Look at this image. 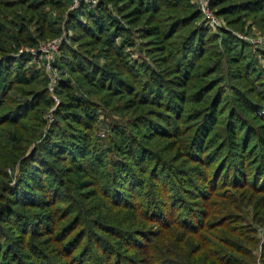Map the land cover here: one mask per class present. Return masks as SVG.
<instances>
[{"label":"trees","instance_id":"obj_1","mask_svg":"<svg viewBox=\"0 0 264 264\" xmlns=\"http://www.w3.org/2000/svg\"><path fill=\"white\" fill-rule=\"evenodd\" d=\"M70 5L0 0V264H264V0Z\"/></svg>","mask_w":264,"mask_h":264},{"label":"built area","instance_id":"obj_2","mask_svg":"<svg viewBox=\"0 0 264 264\" xmlns=\"http://www.w3.org/2000/svg\"><path fill=\"white\" fill-rule=\"evenodd\" d=\"M196 1L199 9L203 14V17L208 19L211 25H213L214 27L220 26L219 20L213 15L212 11L209 8L210 0H196ZM81 3H85L90 7H93L97 3V0H71L70 9L78 8ZM235 34L244 41L253 44L254 47L264 48V38L262 37H253L248 33L236 32ZM62 41H63L62 38H57L46 42H39L36 48L33 47V49L19 48L18 50L19 53H23L24 51H30L34 55V61L37 64L39 65L42 64L46 67L49 76L48 88L51 94L53 95L56 104H59V99L54 94V88L59 78V72L58 69L54 66V62Z\"/></svg>","mask_w":264,"mask_h":264},{"label":"rangeland","instance_id":"obj_3","mask_svg":"<svg viewBox=\"0 0 264 264\" xmlns=\"http://www.w3.org/2000/svg\"><path fill=\"white\" fill-rule=\"evenodd\" d=\"M253 33H251V32H247L248 34H250V35H252L253 37H262V38H264V32H262V31H259L255 26L253 27ZM236 32H238V33H244V32H240V31H234V33H236ZM57 38H62L63 40H65L66 39V30L64 29V31L62 32V35L61 36H58V37H56V38H53V39H50V40H54V39H57ZM46 41H49V40H45V41H40V42H46ZM252 46H253V44H251ZM20 48H26V47H24V46H21ZM34 48H36V47H34ZM262 49H264L263 47H261ZM33 49V48H32ZM24 50H26V49H24ZM27 52H29L30 54H32L30 51H27ZM33 55V54H32ZM33 58H34V55H33ZM42 67H44L45 69H46V67L44 66V65H42V64H40ZM47 74V76H48V73H46ZM58 81V80H57ZM48 82H49V76H48ZM105 131V130H104ZM101 133H100V136H103V130H101L100 131ZM260 252V246H259V248L255 251V253H257V262H258V264H259V253Z\"/></svg>","mask_w":264,"mask_h":264}]
</instances>
